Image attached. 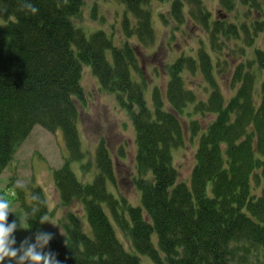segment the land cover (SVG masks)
Wrapping results in <instances>:
<instances>
[{"label":"trees","instance_id":"16d2710c","mask_svg":"<svg viewBox=\"0 0 264 264\" xmlns=\"http://www.w3.org/2000/svg\"><path fill=\"white\" fill-rule=\"evenodd\" d=\"M152 1L121 0L127 41L116 45L102 29L87 34L75 25L85 0H28L35 14L23 7L25 0H0V175L33 125L61 132L66 156L52 170L53 184L61 206L79 201L85 223L68 214L62 233L44 249L60 264H140L139 254L153 264H248L251 255L264 264V0H219L216 20L201 0H173L169 20L203 26L209 47L201 39L195 56L183 52L172 62L159 61L168 79L164 89L152 85L149 106L145 91L151 85L138 64L155 43ZM158 48L154 58L162 54ZM225 51L232 53L230 62ZM221 64L232 76L229 100L215 80ZM85 66L134 127L131 182L139 205L108 190V183L118 190L119 181L106 141L96 144L91 182L80 181L72 168L85 167L78 130ZM186 72L204 78L205 97L185 87ZM187 139L196 144L189 183L179 181L173 156ZM26 185L12 187L30 218L28 229L34 237L50 233L40 223L49 212L43 190Z\"/></svg>","mask_w":264,"mask_h":264},{"label":"rangeland","instance_id":"374dc122","mask_svg":"<svg viewBox=\"0 0 264 264\" xmlns=\"http://www.w3.org/2000/svg\"><path fill=\"white\" fill-rule=\"evenodd\" d=\"M172 1L163 0V2H159L153 0L150 6L155 43L152 44L153 46L148 52L142 54L144 57L140 58V63L138 64L139 69L146 76L148 85H151L145 91L149 106H151L152 85H159L161 89H164L168 79L164 77L159 61L171 58L169 62H172L176 54L183 52H192V55L195 56L197 49L201 48L200 45L203 43H205L206 48L209 47L208 33L203 26L200 24L194 26L190 22L178 26L169 20L168 15L171 12ZM201 1L210 16L215 17V20L221 17L219 14L222 8L219 0ZM125 11L126 9L121 0H85L82 13L74 19V23L77 27L86 30L87 34L102 29L106 33L112 34L118 40L115 44L120 45L127 41L122 33ZM252 15L256 17L255 9H253ZM231 18L229 21L234 22ZM201 39L207 41L202 43ZM129 43L132 45L137 43V38L133 37ZM228 44L233 49L232 45L235 42L231 43L230 41ZM158 47L162 48V54L154 58L152 52L161 51ZM225 54L228 59L230 58V62L232 53L225 51ZM232 65L234 66L233 61ZM221 66L219 69L221 73L215 75V80L224 96L229 97L233 94L231 88L232 76L228 67L224 64H221ZM183 79L185 87L193 89L198 96L205 97L204 88L208 87H206L205 80L200 74L186 72L183 75ZM261 80L263 81L264 79ZM261 80L257 79L256 81ZM81 85L84 89L86 100L85 103L79 106L80 129L78 126V130L82 150L85 154V167L81 168L78 163H74L72 165L74 173L84 183L92 181L93 174L97 172L94 161L96 144L98 140H104L109 146L110 156L114 162L113 164H115V175L119 181L118 190H115L109 183L107 185L108 190L113 192L115 196H124L130 205H139L140 192L131 182L132 175L136 174V145L134 127L130 117L127 111L119 107L114 96L99 90L98 83L86 66L83 68ZM259 85L261 88V82H256L257 92ZM254 97L257 99V94ZM186 120L188 122L187 117ZM195 152L196 144L191 139H187L184 148L173 149L174 164L178 171L179 181L190 182L191 172L195 165ZM65 156L66 148L60 131L51 133L39 125L32 126L27 137L17 147L12 161L0 175V197L9 202L14 212V214H9L10 223L13 220L18 222V217L25 218L15 199L12 187V185L18 186V182L19 186H25L26 184L38 185L43 190L49 211L46 219L57 225L53 226L51 223H45V226L54 237L62 233L61 222L68 214L81 218L85 223L83 207L79 201L74 200L67 206H61L58 193L53 184L52 170L62 164ZM117 156L119 161L116 158ZM21 227L14 233L16 239L15 247H19L20 242L29 237L31 242L34 243V236L30 233L27 222L22 220ZM117 235L125 248L130 249L122 234L117 231ZM138 257L140 264H153L146 256L139 254ZM248 263L258 264V261L251 255ZM4 264H15V261L6 259Z\"/></svg>","mask_w":264,"mask_h":264},{"label":"clouds","instance_id":"9594fccd","mask_svg":"<svg viewBox=\"0 0 264 264\" xmlns=\"http://www.w3.org/2000/svg\"><path fill=\"white\" fill-rule=\"evenodd\" d=\"M23 7L30 10L33 14L38 12V9L28 2V0H25ZM10 213L14 214L9 202L0 197V264H4L6 259L15 261V264H60V261L56 258V253L44 251L49 242L54 238L52 233L37 231L34 243L31 242V238L29 237L21 241L19 247H15L16 239L14 233L18 228H22V220L28 222L30 218L18 217V222L13 220L11 223H8ZM40 223H51L53 226H57L45 217H40Z\"/></svg>","mask_w":264,"mask_h":264},{"label":"bare ground","instance_id":"6f19581e","mask_svg":"<svg viewBox=\"0 0 264 264\" xmlns=\"http://www.w3.org/2000/svg\"><path fill=\"white\" fill-rule=\"evenodd\" d=\"M152 238H153V240H154V241L156 240V236H155V235H153V237H152ZM248 264H249V263H248Z\"/></svg>","mask_w":264,"mask_h":264}]
</instances>
